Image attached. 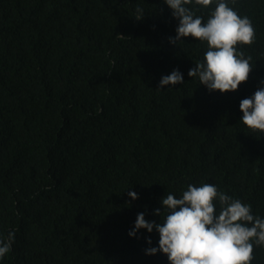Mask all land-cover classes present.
<instances>
[{"label": "trees", "instance_id": "16d2710c", "mask_svg": "<svg viewBox=\"0 0 264 264\" xmlns=\"http://www.w3.org/2000/svg\"><path fill=\"white\" fill-rule=\"evenodd\" d=\"M232 6L254 26L237 46L253 69L221 94L187 75L207 45L169 42L178 20L163 0H0V235L15 233L0 264H168L145 255L155 230L127 233L188 184L264 217V133L239 121L264 80V0ZM189 7L206 20L214 5ZM173 69L184 83L159 89Z\"/></svg>", "mask_w": 264, "mask_h": 264}, {"label": "clouds", "instance_id": "9594fccd", "mask_svg": "<svg viewBox=\"0 0 264 264\" xmlns=\"http://www.w3.org/2000/svg\"><path fill=\"white\" fill-rule=\"evenodd\" d=\"M236 0H163L178 20L174 37L169 42L177 45L183 37L191 36L206 43L203 59L188 70L189 77H197L199 85L209 92H233L246 82L252 71V57L245 56L238 45H251L255 29L250 18L241 15L232 5ZM207 8L206 20L189 5ZM137 18L144 17L137 9ZM184 83L183 73L173 69L162 75L158 84L164 86ZM239 121L247 129L264 133V80L250 96L240 100ZM127 189L129 203L138 199V193ZM161 207L153 210L159 221L137 213L129 238L139 230L158 234L156 246H149L145 255L157 252L167 257L168 264H252L254 247H264V217L254 215L251 205L218 190L212 183L188 184L181 194L169 192L160 201ZM164 213L161 219V213ZM15 233L0 235V262L10 253ZM146 244L151 245L150 237Z\"/></svg>", "mask_w": 264, "mask_h": 264}]
</instances>
